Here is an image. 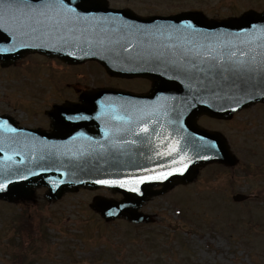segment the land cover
Returning <instances> with one entry per match:
<instances>
[{
  "label": "water",
  "instance_id": "1",
  "mask_svg": "<svg viewBox=\"0 0 264 264\" xmlns=\"http://www.w3.org/2000/svg\"><path fill=\"white\" fill-rule=\"evenodd\" d=\"M43 2L32 0L36 6ZM64 2L88 21L66 24L51 13L40 16L0 8L2 68L32 53L70 65L94 59L110 76L150 78L152 89L140 98L112 91L84 94V106L55 107L46 113L52 119L50 133L21 128L11 118L0 116V184H7L0 190L1 201H32L34 190L40 187L47 188L48 201H57L80 187L106 186L122 195V200L95 197L90 205L93 211L106 222L122 218L134 224L149 223L150 217L138 210L150 199L193 182L206 165L235 166L236 158L226 140L199 129L196 119L200 115L230 119L241 109L264 103L260 77L225 70L227 64L209 58V53L223 54L226 60L227 51L236 48L249 57L264 51L257 47L264 42L258 31L264 29V12L178 30L180 18L171 21L174 28L157 27L153 20L139 21L125 12L109 11L99 0ZM253 25L257 38L248 44L245 30L254 31ZM177 37L191 42L177 43ZM153 38L175 42L138 44ZM136 48L143 59H138ZM112 103L120 110L134 103L140 112L159 110L165 116L163 121L140 118V114L130 119L126 113L112 115L102 109ZM100 180L115 183H97ZM159 186L161 189L154 190ZM133 188L136 190H130ZM246 199L244 195L233 197L235 202Z\"/></svg>",
  "mask_w": 264,
  "mask_h": 264
},
{
  "label": "rangeland",
  "instance_id": "2",
  "mask_svg": "<svg viewBox=\"0 0 264 264\" xmlns=\"http://www.w3.org/2000/svg\"><path fill=\"white\" fill-rule=\"evenodd\" d=\"M229 1L211 4L224 14ZM57 66L31 56L0 70V115L47 128L49 104L73 94V85L58 91L47 81ZM207 124L226 137L237 166L204 168L191 185L146 204L142 211L153 224L105 225L89 204L94 196L119 198L107 189L81 190L51 204L40 189L32 204L0 203V264H264V105ZM238 193L250 200L232 202Z\"/></svg>",
  "mask_w": 264,
  "mask_h": 264
},
{
  "label": "flooded vegetation",
  "instance_id": "3",
  "mask_svg": "<svg viewBox=\"0 0 264 264\" xmlns=\"http://www.w3.org/2000/svg\"><path fill=\"white\" fill-rule=\"evenodd\" d=\"M107 6L116 11L128 13L133 19H146L155 21L157 27L163 25V21H168L164 24L165 27L171 26L174 28V23L171 21L175 18H180L182 23H179L178 30H188L192 28H201L202 24H208L212 20H222L230 17H238L246 11L262 12L264 8V0H230L224 14H220L214 10L211 0H104ZM236 5L238 9L231 12V8ZM160 20V23L158 21ZM181 22V21H180ZM161 24V25H160ZM190 25V27H189ZM161 39V38H155ZM145 40L141 39L138 44H156V43H171L172 40ZM187 39H178L177 43H190ZM139 50L138 48L135 49ZM91 65V66H90ZM59 70L68 77V86L73 85L74 95L78 92L77 99L81 91H94L97 89H119L126 92L146 95L150 89V82L146 79H118L109 78L96 63H86L81 66H61ZM85 69V70H84ZM102 71L105 75L96 77ZM88 80V78H90ZM107 84H103V83ZM72 100L73 103H79ZM65 101L57 102L63 104ZM54 105V104H53ZM51 105L50 108L53 107ZM131 114V113H130ZM205 118L199 119V123Z\"/></svg>",
  "mask_w": 264,
  "mask_h": 264
},
{
  "label": "snow or ice",
  "instance_id": "4",
  "mask_svg": "<svg viewBox=\"0 0 264 264\" xmlns=\"http://www.w3.org/2000/svg\"><path fill=\"white\" fill-rule=\"evenodd\" d=\"M0 8L4 9L5 11L12 9H16L19 11H26L29 13H35L40 16H45L51 13L54 14L55 16L62 17L66 24L79 23L82 20L85 22L88 21V17L87 16L82 17L81 14L77 12L76 8L66 7L64 0H44V2L40 3L38 6L34 5L32 3V0H0ZM253 29L254 31L245 30V35L249 37V39L246 40V43L248 44H251L253 42V38H257L255 25H253ZM258 31L260 32V35L264 37V29H260ZM257 47L264 49V42L257 43ZM2 51H8V49H3ZM257 56H259V59H257ZM226 57L227 59L225 60L223 54L218 57L211 55V53H209L210 60L215 61L221 65L224 64L228 65V67L225 70L240 74H256L258 77H260V83L264 84V51H261L257 55H253L249 57L248 52H245L240 48H236L235 50L229 49L226 53ZM233 111H235V109H233ZM68 118L72 119V117H68ZM143 131L147 133L148 129L144 128ZM105 135L107 136L108 134L105 133ZM97 183L111 184L115 182L100 180L97 181ZM6 187L7 184H0V190H3ZM130 190L135 191L136 189L133 188ZM108 215H113V213L109 212Z\"/></svg>",
  "mask_w": 264,
  "mask_h": 264
}]
</instances>
